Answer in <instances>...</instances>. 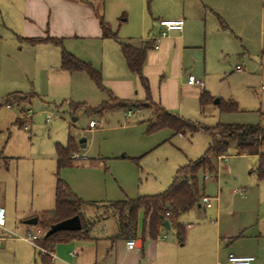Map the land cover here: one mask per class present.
<instances>
[{
	"label": "rangeland",
	"instance_id": "1",
	"mask_svg": "<svg viewBox=\"0 0 264 264\" xmlns=\"http://www.w3.org/2000/svg\"><path fill=\"white\" fill-rule=\"evenodd\" d=\"M12 1L0 0V206L7 210L11 228L19 223L20 213L54 207L56 147L67 146L70 137L79 146L80 140L86 139L80 153L73 154L99 158L92 166H69L60 171L74 189L86 191L93 185L96 190L90 193L94 198L89 200L160 193L171 185L180 166L206 152L211 141L207 131L175 133L163 128L150 132L145 115L127 118L126 107L94 111L103 100L110 102L112 92L118 95L124 90L122 94L131 95L124 99L132 102L141 98L144 93L139 77L132 75L136 87L117 92L105 79L104 88H100L86 74V81L76 75L64 77L60 47L25 41L17 36L20 30L7 25L11 16L6 3ZM185 6L188 37L198 48L187 52L182 81L194 75L204 83L212 100L201 108L199 96L203 88L183 84L177 88V103L183 106H176L174 80L151 69L152 78H147L152 98L159 100L163 92H169L161 85L167 81L174 91L170 95V112L186 120L204 127L220 123L264 125V91L260 90L264 85V0H178L174 10ZM165 11L147 8L144 27L141 14H133L123 33L140 41L152 26H157L158 18L165 17ZM16 16L12 17L14 21ZM63 44L84 57H97L99 65L103 59L101 42ZM13 92L33 94L26 128L15 124L20 109L13 103L22 107L23 121L27 118L29 96L14 94L12 108H8L5 99ZM217 100L223 101L222 106ZM229 101L237 102L238 109L226 111L224 102ZM151 105L142 101L132 106ZM91 118L98 123L95 130L88 127ZM231 154L233 150L223 160L214 158L217 177L199 174V183L211 197L212 208L195 207L181 216L187 228L181 250L187 259H204L205 264H210L217 255L220 235V259L225 264H230V251L245 254L247 250L256 258L252 264H264V179L258 177V157ZM225 235L233 237L227 236L224 242ZM164 236L178 242L174 229L165 230L159 238ZM0 264H15L13 254H0Z\"/></svg>",
	"mask_w": 264,
	"mask_h": 264
},
{
	"label": "crops",
	"instance_id": "2",
	"mask_svg": "<svg viewBox=\"0 0 264 264\" xmlns=\"http://www.w3.org/2000/svg\"><path fill=\"white\" fill-rule=\"evenodd\" d=\"M177 2L178 0H13L11 3H6V9L8 10L9 15L11 16V18L8 19L6 22L7 25L15 28V30H20V34L17 36L25 41L28 40L24 38H45L49 36L53 38L62 39L63 43L66 44L71 41H80L81 43H88L91 41L101 42L103 45V59L100 65L97 61V57L96 59L94 56L84 57V55H82L80 51H75L73 48L67 45L66 48L65 45H63L66 50L73 53L79 59L84 60L86 62H90L94 67L100 69L103 77V85L105 79V82H109L107 84L110 88L113 89L114 92H117L116 90H121L123 88L131 90L132 88L136 87L134 86V80L132 79V75H137L139 77L141 88L143 90L142 93H144L142 96L143 98L141 97L135 100V102H132L131 100L124 99L127 96H131L127 93L122 94L124 90L122 92L120 91L119 93L117 92L118 95L114 94L112 90H110V92H112V95L110 94V102L103 100L101 104L104 102L112 104L114 100L117 102H127L131 104V106H126L125 108L115 105L113 107L125 108L124 112L127 118L130 116L128 115L129 110H131L133 112L132 114L135 115L144 114L146 119L150 123L154 120L156 112L157 110H160V108H163L167 112L171 111V106L173 105L170 101V95L174 91H176V100H173V102H176V106L178 107L183 106L181 103H177V88L183 86V84H187L191 87L198 86L189 84L188 79L185 83L184 81H182V79H184V63L187 52L189 50L197 49L198 46L194 45L195 43H191L188 37L187 32L189 30V27L186 26L187 7L185 6L180 10H174L175 3L177 4ZM147 8L150 11L167 9V11H165L164 13L165 17L158 18V20L173 19L180 17L184 18V29L182 31H172L170 35L166 37H159L160 27L157 24L156 27L152 26V31L148 32V34L143 36V38L141 37L140 41L135 42L133 37L124 34L123 31L126 30L125 27L129 23L131 24L133 14L137 13L141 14L142 18L140 19L144 27L147 23L145 16ZM15 15L17 16L14 18V21L12 17ZM103 24L108 25V27L112 31L116 32L120 41L124 43L130 44L137 48L148 45L149 47L147 49L146 58L142 70L143 76L147 80L148 78L151 79V69H153L155 70L154 72H159L160 76L167 78L168 80H174V91L173 89H171L170 83H167V81L161 83L163 88L167 87L169 89L166 90L169 92H163L159 100H154L151 95V87L149 80V90H147L143 85L140 76L132 72L128 67L119 41L112 37L103 36ZM145 30L146 29L144 28L143 32H145ZM119 32L121 33V35H119ZM123 36L127 37L122 38ZM39 43H50L60 47V45H57L53 42ZM60 49L62 48L60 47ZM61 51L60 69L64 77H66V75H76L82 80L86 79L85 76H83L84 74L90 77L84 71H68L63 69L61 66ZM196 56L200 57L198 53H196ZM166 73L168 74L167 76ZM260 90L262 91L261 87ZM203 91H206L205 85L203 89H201V94ZM138 92L139 91H136V94ZM13 93L23 94L21 92ZM23 95L29 96V101L27 102L26 108L28 112V105L31 103V97L33 96V94ZM200 97L201 95L199 96V101ZM10 101H14V98H12ZM10 101H7V104H11ZM142 101L152 102V105L146 106L144 108H137L136 106H132ZM13 104L18 106V108L20 109V116L15 119V124L19 125V127L26 128L29 123L30 113L28 112L26 114L27 118L21 121L20 118L22 107L17 102ZM13 104H11L10 108H12ZM113 107H110L108 109H111ZM96 128H94L93 130H95ZM80 144L81 147H85L86 141L82 143L80 142ZM80 146L77 144L76 152L78 153H80ZM231 155L245 154H237L233 150V154ZM253 156L258 157L259 163V156ZM98 159L94 157L84 158L79 156L78 158H73L71 162L65 167L92 166L98 161ZM217 174L218 168L217 173L215 174L216 177ZM62 179L69 185L71 190L82 200L88 203L96 202L95 205L84 204L81 207V212L84 214L85 219L92 222V226H90L88 236L72 237L67 240H63L56 243L52 250L53 254H50L46 251H42L31 243L25 240L18 239L16 237L15 234L25 235L28 232H34L37 229L41 228L40 221L43 212L55 208L57 181L56 178L54 186L55 204L52 209H43L39 211L35 210L20 213L19 223L14 226L15 228H11L8 225L7 210L5 209L6 229H0V236H2V239L0 240V254L12 253L15 260V264H138L140 261H143L145 264H205L204 259H187L184 256V252H182L181 246L184 244L186 232L182 239L179 238L176 229L172 227L171 224L169 228L163 224L159 229L158 237L152 238L149 234L148 220H146L145 213L143 210H140L139 212L137 233L136 237L133 238L136 240V247L133 249H128L126 245L128 238L118 235L119 224L117 217L113 213H111L108 208L104 207L105 205H103L109 202L123 200L127 196L118 200H89L94 198L90 193V191L94 189L93 185L88 187L90 188L89 190L82 191L79 189H74L69 183V181L64 178ZM203 205L205 208H212V206L207 207L206 204L202 202V200L201 203L196 207L202 208ZM33 217L38 218L37 224L29 223L28 220ZM180 222L182 221L180 220ZM170 229L175 230L178 242H176L174 239H167V236H164L162 239L159 238L162 232ZM219 233L220 232L218 231V234ZM227 236L231 238L233 237L232 235H225L223 237L224 242L227 241ZM221 238L222 237L220 235L217 238V255L213 262H210V264H225L220 259V253L222 251V242L220 240ZM179 243H181V245H179ZM230 253L232 252L230 251ZM245 254H251L250 250H247Z\"/></svg>",
	"mask_w": 264,
	"mask_h": 264
},
{
	"label": "trees",
	"instance_id": "3",
	"mask_svg": "<svg viewBox=\"0 0 264 264\" xmlns=\"http://www.w3.org/2000/svg\"><path fill=\"white\" fill-rule=\"evenodd\" d=\"M103 36L112 37L119 41L123 55L130 70L138 74L145 88L149 90L148 80L143 76L142 70L148 45L137 48L120 41L116 32L112 31L108 25L103 24ZM31 43L53 42L60 45L61 66L68 71H84L95 84L104 88L103 77L100 69L94 67L90 62L79 59L73 53L66 50L62 39L53 37L24 38ZM14 96L10 94L6 101H10ZM212 100L208 91H203L200 97V105L206 107ZM115 101V100H114ZM222 106L223 101L218 102ZM131 106L127 102L116 101V103L104 102L94 111L102 113L113 106ZM226 111L238 109L235 101L224 102ZM222 107V108H223ZM162 128H171L175 133H186L198 130L207 131L211 136V141L206 152L195 160H190L187 164L177 169L173 182L167 189L157 194L139 195L135 198L126 197L123 200L109 202L104 207L113 213L119 224V236L133 239L136 237L138 228V215L140 210L145 213L148 220L149 234L152 238L158 237L159 229L164 220H169L172 227L176 229L179 238H183L186 232L185 225L180 222V217L198 206L204 194V186L199 183V174L210 173L215 175L217 168L214 158L229 155L231 150L237 154L258 155L259 163L257 167L259 179H264V125L257 124H218L215 127H204L198 123L186 120L183 117L167 112L163 108L157 110L153 121L149 123L148 130L154 132ZM77 151V144L73 137H70L66 147L57 145V172H56V205L52 210L43 212L40 221L43 233L38 239V244L49 251H52L55 244L72 237L88 236L92 222L85 219L81 212V207L88 203L78 197L69 185L59 176L61 168L67 166L73 159L72 154ZM74 215H79L82 220V228L77 231L60 230L46 236L47 231L53 224Z\"/></svg>",
	"mask_w": 264,
	"mask_h": 264
},
{
	"label": "built area",
	"instance_id": "4",
	"mask_svg": "<svg viewBox=\"0 0 264 264\" xmlns=\"http://www.w3.org/2000/svg\"><path fill=\"white\" fill-rule=\"evenodd\" d=\"M158 25L160 27L159 37H166V36H169L172 31H182L184 29V26H185V20L182 17L173 18V19H160L158 22ZM157 47H158V45H157ZM237 68L242 69V66L237 65ZM188 82H189V84H192V85H198L201 88L204 87V83L202 81L198 80L194 75H191V74L188 77ZM261 89H262V91H264V85L261 86ZM6 106L8 108H10L11 104L8 103ZM132 113L133 112L131 110L128 111V115H131ZM97 126H98V124L94 119H91L89 121L88 127L90 130H93ZM72 157L73 158L79 157V154H73ZM225 158H226L225 155L218 156V160H223ZM202 202H204L207 207L212 206L210 196H207V195L203 196ZM5 213H6L5 208L0 207V229H4V230L6 229L5 228ZM42 233H43V230L41 228H39L36 231L28 232L25 235H18V234H15V235L18 239L25 240V241L31 243L32 245L36 246L40 250L46 251L50 254H53L52 251L46 250L38 244L37 241L41 237ZM1 239H2V236H0V240ZM126 245H127L128 249H133L136 247V240L135 239H128ZM255 259H256L255 256L252 254L229 253V255H228V261L231 264H251L255 261ZM138 264H145V263L143 261H140Z\"/></svg>",
	"mask_w": 264,
	"mask_h": 264
},
{
	"label": "water",
	"instance_id": "5",
	"mask_svg": "<svg viewBox=\"0 0 264 264\" xmlns=\"http://www.w3.org/2000/svg\"><path fill=\"white\" fill-rule=\"evenodd\" d=\"M216 102H219V100H217ZM86 139H81L80 142H85ZM84 145V144H83ZM30 224H37L38 222V218L37 217H33L30 220H28ZM163 224L166 227H170V223L169 220H164ZM82 228V221L79 215H74L70 218L64 219L56 224H53L50 229L47 231L46 236H49L53 233H55L56 231H60V230H66V231H77L80 230Z\"/></svg>",
	"mask_w": 264,
	"mask_h": 264
}]
</instances>
